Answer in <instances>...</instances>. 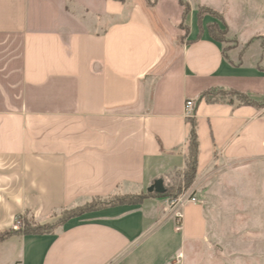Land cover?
<instances>
[{
  "label": "crops",
  "instance_id": "0c3cea01",
  "mask_svg": "<svg viewBox=\"0 0 264 264\" xmlns=\"http://www.w3.org/2000/svg\"><path fill=\"white\" fill-rule=\"evenodd\" d=\"M185 1L188 14L179 0H0V236L10 234L0 264H182L187 245L209 236L199 204L183 207L180 229L152 197L54 234L13 226L25 214L48 223L81 202L140 194L184 171L187 101L197 187L216 163L264 160V109L200 100L209 91L264 100V0ZM200 9L220 19L201 28Z\"/></svg>",
  "mask_w": 264,
  "mask_h": 264
},
{
  "label": "rangeland",
  "instance_id": "374dc122",
  "mask_svg": "<svg viewBox=\"0 0 264 264\" xmlns=\"http://www.w3.org/2000/svg\"><path fill=\"white\" fill-rule=\"evenodd\" d=\"M206 17L212 20L220 19V16L214 12L200 9L198 24L201 28L205 24ZM208 26L221 30V25L217 21L210 22ZM182 27L188 31L187 26ZM213 36L222 42H227L225 36L222 39L215 33ZM228 48L225 47L226 50ZM219 93L223 94V100L220 102H228L232 98L238 103V98L233 92H214L215 95ZM261 103H264V100ZM188 119L194 120V116L191 115ZM184 174L185 170L175 171L170 174L169 179H163L167 191L164 197H159L157 194L150 195L148 189L140 194L121 196L143 195L145 199L157 198L165 207H169V203L181 198L182 207H171L175 218L181 211L183 213L184 206L190 204L187 199L196 198V204L203 206L207 212L209 236L204 241L187 245L186 250L182 252V264H264V160L251 161L243 165L224 166L223 163H216L209 171V182L200 188L196 185L197 175L194 183L188 186L184 182ZM99 203L98 201L81 202L73 208L53 215L52 220L48 218L50 222L42 224L25 214L17 217L14 225L20 219L23 223L20 228L22 231L24 219L31 228L40 226L41 230L61 224L50 233L54 234L63 226V222L71 213H81L89 205L94 206Z\"/></svg>",
  "mask_w": 264,
  "mask_h": 264
},
{
  "label": "trees",
  "instance_id": "16d2710c",
  "mask_svg": "<svg viewBox=\"0 0 264 264\" xmlns=\"http://www.w3.org/2000/svg\"><path fill=\"white\" fill-rule=\"evenodd\" d=\"M119 1L125 2V0H119ZM179 2L184 7L185 14H188L190 11V7H189L188 3L185 0H179ZM215 31H217V29L210 27V32L212 34ZM219 34H220V36H218V38L219 37H220V39L224 38V33L219 32ZM214 92L215 91H209V92L203 94L200 97V100H205L208 103L222 101L223 100V98H222L223 94L219 93V95H215ZM221 92H223V91H221ZM233 93L235 96H237L239 105L252 106V107H255L257 109H264V103L257 102L255 100L251 99L250 97H248L247 95L240 94L238 92H233ZM231 100L233 101L232 98H231ZM188 122L190 123V140H189L190 155L188 157L187 164H186V169H185V174H184V182L189 186V185L194 183L196 175H197L199 142H198L196 119L195 118H194V120L188 119ZM166 193H167V191L164 194H157V195L159 197H164ZM152 194H156V193H152ZM152 194H150V195H152ZM145 198H146L145 196L139 195V196L111 197V198L105 199V200H100V199L92 200V202H97V201L100 202L99 205H94V206L89 205V207L81 213H77V214L71 213V215L67 218V220L63 222V225L66 224L71 219L81 217V216L88 214V213H93V212L99 211L103 208L115 207V206H119V205H140L143 203ZM60 225L61 224H58L54 227L45 228L42 230H41L40 226H35L34 228H36V229H34V228H31L28 225L26 219H24V227L22 228V233L25 235H32V236L50 234V233H53ZM9 235L10 234H5V235L0 236V242L5 240V238H7Z\"/></svg>",
  "mask_w": 264,
  "mask_h": 264
},
{
  "label": "built area",
  "instance_id": "2783aa9c",
  "mask_svg": "<svg viewBox=\"0 0 264 264\" xmlns=\"http://www.w3.org/2000/svg\"><path fill=\"white\" fill-rule=\"evenodd\" d=\"M193 108H194L193 101H187V103H186V112H187L188 116L193 115ZM187 202L196 204L197 200H196V198H192V199L189 198V199H187ZM178 206L182 207V199L181 198L169 203V208H171V207L177 208ZM176 222H177L178 229H180V226L182 224V215H181V213L176 215ZM22 226H23L22 221L20 219H18L16 221V224L13 226V229L18 231V230H20V228Z\"/></svg>",
  "mask_w": 264,
  "mask_h": 264
},
{
  "label": "water",
  "instance_id": "95a60500",
  "mask_svg": "<svg viewBox=\"0 0 264 264\" xmlns=\"http://www.w3.org/2000/svg\"><path fill=\"white\" fill-rule=\"evenodd\" d=\"M166 192V188L164 185L163 179H158L154 182L152 186L148 188V193H156V194H164Z\"/></svg>",
  "mask_w": 264,
  "mask_h": 264
}]
</instances>
